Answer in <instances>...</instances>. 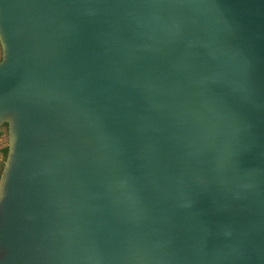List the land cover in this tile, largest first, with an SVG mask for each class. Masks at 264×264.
Wrapping results in <instances>:
<instances>
[{
	"label": "water",
	"instance_id": "water-1",
	"mask_svg": "<svg viewBox=\"0 0 264 264\" xmlns=\"http://www.w3.org/2000/svg\"><path fill=\"white\" fill-rule=\"evenodd\" d=\"M0 264H264V0H0Z\"/></svg>",
	"mask_w": 264,
	"mask_h": 264
},
{
	"label": "rangeland",
	"instance_id": "rangeland-1",
	"mask_svg": "<svg viewBox=\"0 0 264 264\" xmlns=\"http://www.w3.org/2000/svg\"><path fill=\"white\" fill-rule=\"evenodd\" d=\"M2 57V46L0 43V58ZM9 145V128L8 125L0 126V177L7 158L6 147Z\"/></svg>",
	"mask_w": 264,
	"mask_h": 264
},
{
	"label": "trees",
	"instance_id": "trees-1",
	"mask_svg": "<svg viewBox=\"0 0 264 264\" xmlns=\"http://www.w3.org/2000/svg\"><path fill=\"white\" fill-rule=\"evenodd\" d=\"M6 125H8L7 123H5ZM6 154H8V146L6 147Z\"/></svg>",
	"mask_w": 264,
	"mask_h": 264
}]
</instances>
